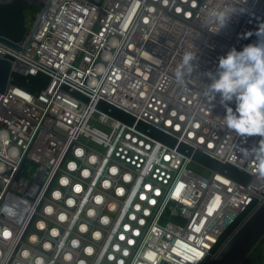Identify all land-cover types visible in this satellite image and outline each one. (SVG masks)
Segmentation results:
<instances>
[{
	"label": "built area",
	"instance_id": "built-area-1",
	"mask_svg": "<svg viewBox=\"0 0 264 264\" xmlns=\"http://www.w3.org/2000/svg\"><path fill=\"white\" fill-rule=\"evenodd\" d=\"M46 2L0 42L48 78L0 96V264H209L264 200V137L225 127L207 73L257 41L264 0Z\"/></svg>",
	"mask_w": 264,
	"mask_h": 264
},
{
	"label": "clouds",
	"instance_id": "clouds-1",
	"mask_svg": "<svg viewBox=\"0 0 264 264\" xmlns=\"http://www.w3.org/2000/svg\"><path fill=\"white\" fill-rule=\"evenodd\" d=\"M234 14V7H225L213 11L210 18L217 22L219 28H223ZM255 35V43H249L240 50L233 47L219 58L216 72L207 73L211 83L207 85L204 95L209 102L219 95L221 104L235 103V109L226 107L223 123L227 129L241 136L264 137V25ZM194 61L196 56L192 52L183 56L182 63L175 71L180 83L195 70ZM252 151L264 158V139Z\"/></svg>",
	"mask_w": 264,
	"mask_h": 264
},
{
	"label": "water",
	"instance_id": "water-1",
	"mask_svg": "<svg viewBox=\"0 0 264 264\" xmlns=\"http://www.w3.org/2000/svg\"><path fill=\"white\" fill-rule=\"evenodd\" d=\"M46 3V0L0 1V42L21 49L19 43L27 32V8L33 5L43 8ZM14 73L13 62L0 57V96L7 91ZM263 239L264 200L230 236L209 264H246Z\"/></svg>",
	"mask_w": 264,
	"mask_h": 264
},
{
	"label": "trees",
	"instance_id": "trees-1",
	"mask_svg": "<svg viewBox=\"0 0 264 264\" xmlns=\"http://www.w3.org/2000/svg\"><path fill=\"white\" fill-rule=\"evenodd\" d=\"M14 82L20 87H23L31 92H38L42 88H44L48 83V78L44 75H39L36 77H24L21 75L15 74L13 76ZM234 176L237 175V171L235 169H232ZM234 229H231L228 232V235L232 233ZM249 259V258H248ZM248 261V260H247Z\"/></svg>",
	"mask_w": 264,
	"mask_h": 264
},
{
	"label": "rangeland",
	"instance_id": "rangeland-1",
	"mask_svg": "<svg viewBox=\"0 0 264 264\" xmlns=\"http://www.w3.org/2000/svg\"><path fill=\"white\" fill-rule=\"evenodd\" d=\"M39 9L40 7L38 5H33L27 8L26 16H27L28 23L34 22L36 11H38ZM198 170L202 172L201 169H198ZM246 264H264V239L259 244V246L253 251V253L250 255Z\"/></svg>",
	"mask_w": 264,
	"mask_h": 264
},
{
	"label": "snow or ice",
	"instance_id": "snow-or-ice-1",
	"mask_svg": "<svg viewBox=\"0 0 264 264\" xmlns=\"http://www.w3.org/2000/svg\"><path fill=\"white\" fill-rule=\"evenodd\" d=\"M4 235H5V236H8L9 234H8L7 232H5ZM122 239H123V237H122Z\"/></svg>",
	"mask_w": 264,
	"mask_h": 264
},
{
	"label": "bare ground",
	"instance_id": "bare-ground-1",
	"mask_svg": "<svg viewBox=\"0 0 264 264\" xmlns=\"http://www.w3.org/2000/svg\"><path fill=\"white\" fill-rule=\"evenodd\" d=\"M0 1H2V0H0ZM36 1V0H35ZM213 67H215V66H213ZM194 261V260H193ZM197 260H195L194 262H196Z\"/></svg>",
	"mask_w": 264,
	"mask_h": 264
}]
</instances>
